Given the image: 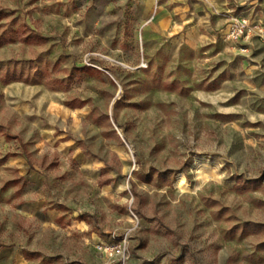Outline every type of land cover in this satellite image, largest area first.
<instances>
[{
    "label": "rangeland",
    "instance_id": "374dc122",
    "mask_svg": "<svg viewBox=\"0 0 264 264\" xmlns=\"http://www.w3.org/2000/svg\"><path fill=\"white\" fill-rule=\"evenodd\" d=\"M154 3L0 0V229L20 167L60 210L13 214L4 257L264 264V0ZM242 11L261 34L229 41Z\"/></svg>",
    "mask_w": 264,
    "mask_h": 264
},
{
    "label": "crops",
    "instance_id": "0c3cea01",
    "mask_svg": "<svg viewBox=\"0 0 264 264\" xmlns=\"http://www.w3.org/2000/svg\"><path fill=\"white\" fill-rule=\"evenodd\" d=\"M146 5H148L149 11H156L157 5H155L154 0H145ZM14 159H10L8 162L14 164ZM37 166L35 165L34 168H27V167H20L18 168L19 174L24 175V179L26 180V189L31 190L30 195L28 193H25L28 195L27 199L22 200L20 203L15 204L14 206H11V211L9 214L4 218L2 228L3 232H6L8 229L15 228V222L12 218L13 214H23L25 216H38L39 213L44 212L52 221H55V219L60 214V210L55 207H47V201L40 198L41 195V184L43 176L38 170ZM9 231V230H8ZM7 231V232H8ZM99 240H109L107 239H96L95 243ZM9 250V249H8ZM97 250V249H96ZM98 251V250H97ZM101 253L100 251H98ZM18 255L12 254L11 256L8 255L4 257V253H0V264H21V257H20V251H18ZM102 255V253H101Z\"/></svg>",
    "mask_w": 264,
    "mask_h": 264
},
{
    "label": "built area",
    "instance_id": "2783aa9c",
    "mask_svg": "<svg viewBox=\"0 0 264 264\" xmlns=\"http://www.w3.org/2000/svg\"><path fill=\"white\" fill-rule=\"evenodd\" d=\"M260 30V26L254 19H251L248 13L242 11L229 17L224 29V36L229 41L243 43L252 35H260ZM95 247L107 256H114L117 260L116 264H123V260L128 254L125 237L99 240L95 243Z\"/></svg>",
    "mask_w": 264,
    "mask_h": 264
},
{
    "label": "trees",
    "instance_id": "16d2710c",
    "mask_svg": "<svg viewBox=\"0 0 264 264\" xmlns=\"http://www.w3.org/2000/svg\"><path fill=\"white\" fill-rule=\"evenodd\" d=\"M38 36L42 37L41 35H38ZM10 154H14V153H10Z\"/></svg>",
    "mask_w": 264,
    "mask_h": 264
}]
</instances>
